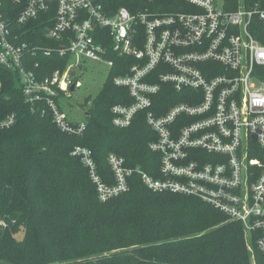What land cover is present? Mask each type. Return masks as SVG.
<instances>
[{"label": "built area", "instance_id": "built-area-1", "mask_svg": "<svg viewBox=\"0 0 264 264\" xmlns=\"http://www.w3.org/2000/svg\"><path fill=\"white\" fill-rule=\"evenodd\" d=\"M25 1L18 25L54 10L46 38L63 45L22 42L0 12V66L20 74L26 102L32 109L45 103L62 132L79 136L86 130L85 120H70L59 105L81 88L82 61L111 70L105 59L111 50L137 61L130 74L114 79L133 103L112 107V124L127 129L145 113L156 135L149 150L160 157V176L129 168L111 154L106 179L91 151L76 147L72 155L88 170L98 199L128 193L130 178L138 175L149 190L198 198L241 223L248 250L253 253V241L264 256V160L252 157L264 151V45L254 35L255 22L264 21L262 0H184L185 10L162 15L126 8L109 15L96 0ZM54 50L72 61L64 72L39 80L28 70L29 59ZM173 97L179 102L165 112L160 100ZM16 121L15 113L0 118V132Z\"/></svg>", "mask_w": 264, "mask_h": 264}, {"label": "trees", "instance_id": "trees-1", "mask_svg": "<svg viewBox=\"0 0 264 264\" xmlns=\"http://www.w3.org/2000/svg\"><path fill=\"white\" fill-rule=\"evenodd\" d=\"M96 2L109 15L121 8L152 15L185 10L184 0ZM25 7V0H0L13 33L32 46L61 48V41L46 38L55 11L18 25ZM255 23L254 35L264 45V21ZM105 59L113 67L93 102L88 98L84 103L86 130L79 136L62 132L45 103L32 109L20 74L0 66V118L17 115L15 125L0 132V264H264L253 241V253L248 250L243 225L198 198L149 190L134 175L128 193L107 202L98 199L88 170L72 155L76 147L91 151L106 179L112 176L111 154L129 168L160 176V157L149 150L156 135L145 113L137 114L127 129L112 124V107L133 103L114 79L130 74L137 61L112 50ZM29 60L28 70L42 80L64 72L72 57L54 50ZM160 102L166 112L179 99ZM59 105L64 111V102ZM252 157L264 160V151Z\"/></svg>", "mask_w": 264, "mask_h": 264}, {"label": "rangeland", "instance_id": "rangeland-1", "mask_svg": "<svg viewBox=\"0 0 264 264\" xmlns=\"http://www.w3.org/2000/svg\"><path fill=\"white\" fill-rule=\"evenodd\" d=\"M81 67L77 75L81 88L76 89L72 98L66 100L63 105L66 116L76 122L85 120L88 105L84 106V103L88 98H91L89 103L93 102L106 82L110 71L107 64L90 60L82 61Z\"/></svg>", "mask_w": 264, "mask_h": 264}, {"label": "water", "instance_id": "water-1", "mask_svg": "<svg viewBox=\"0 0 264 264\" xmlns=\"http://www.w3.org/2000/svg\"><path fill=\"white\" fill-rule=\"evenodd\" d=\"M74 88H75L74 86H73V87H71V91H73V90H74Z\"/></svg>", "mask_w": 264, "mask_h": 264}]
</instances>
